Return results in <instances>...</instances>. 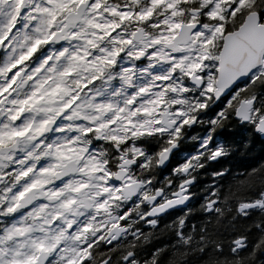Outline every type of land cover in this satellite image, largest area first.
<instances>
[{"label": "snow or ice", "instance_id": "6c2138e0", "mask_svg": "<svg viewBox=\"0 0 264 264\" xmlns=\"http://www.w3.org/2000/svg\"><path fill=\"white\" fill-rule=\"evenodd\" d=\"M249 138L264 0H0V264H264V155H226Z\"/></svg>", "mask_w": 264, "mask_h": 264}, {"label": "clouds", "instance_id": "9594fccd", "mask_svg": "<svg viewBox=\"0 0 264 264\" xmlns=\"http://www.w3.org/2000/svg\"><path fill=\"white\" fill-rule=\"evenodd\" d=\"M234 129V125H230L228 127V131H233ZM192 129H189V131H191ZM202 129L199 128V124L198 127L195 131H192V134L189 136L188 133L185 136L184 139V143H191L194 142L195 138L198 137L199 131H201ZM71 133L65 132L64 135H70ZM58 135V133H56L55 129H52L51 131V136L54 138ZM252 142L251 138H249L246 141H243L242 143L239 144H233L230 146L229 151L226 153V155L229 157L230 160L232 159H241L245 156H250L251 153H247L245 151L246 146L248 144H250ZM135 143V140H133V144ZM85 146L86 147H91L93 151L98 152L101 154L102 158H108L111 157L113 158V163L116 162L115 160V156L120 155V154H124L127 155L129 159L132 158L131 156V147L132 145H128L127 150L125 149H118L116 145L111 144L107 141L104 140H100V141H96L95 137H90V138H85ZM115 150V151H114ZM160 167L162 166H153L151 169H139L136 168L133 170V172L138 175V176H142L145 172H149V179L152 180L153 182H155L157 184V186H161L163 185L164 187H167L171 182H172V176L174 174H170V173H166L161 177V172H160ZM238 171L243 172V169H239ZM130 174H133L132 172H130ZM204 174H200L199 178H202ZM193 180L197 179V177L193 176L192 177ZM199 210V206H197V211ZM133 211L136 212L137 216H140L143 214V209L140 208H135V206L133 205ZM138 222V221H134ZM170 225L175 227V222L172 221L170 222ZM170 230V229H169ZM147 232H152L153 235L152 236H148ZM167 232L164 231H159V230H155L154 228L149 229L148 231H146L145 233V239L141 241V243H150L152 240H157L160 237H166L167 236Z\"/></svg>", "mask_w": 264, "mask_h": 264}, {"label": "trees", "instance_id": "16d2710c", "mask_svg": "<svg viewBox=\"0 0 264 264\" xmlns=\"http://www.w3.org/2000/svg\"><path fill=\"white\" fill-rule=\"evenodd\" d=\"M196 129H192V131H195ZM192 131L190 132V133H188V135L190 136L191 134H192ZM194 142H191V143H184L183 145H181V147L183 148V147H185V150L187 149V148H189L190 147V145L191 144H193ZM245 151L247 152V153H251V155H253V156H259V155H264V140H260V139H257V140H254V141H252L250 144H248L247 146H246V149H245ZM248 156H245V157H243V158H241V159H244V158H247ZM241 163H242V161H241ZM232 165H230V167H231ZM240 169H242V168H240ZM167 172V171H166ZM166 172H164V173H166ZM198 184L199 185H204V184H208V183H210V178H209V176H207V175H203V177L202 178H198ZM196 203H199V198H197V201H196ZM176 215H179V211L177 212H172V213H170L169 215H168V218H166L167 220L164 222H162L161 224H159V226H161V227H163L165 224H167V223H170L174 218H175V216ZM145 231H147L146 229H145ZM164 239V237H160L159 239H157L156 241H161V240H163ZM152 242H154V241H151L150 243H152Z\"/></svg>", "mask_w": 264, "mask_h": 264}, {"label": "flooded vegetation", "instance_id": "af4514ba", "mask_svg": "<svg viewBox=\"0 0 264 264\" xmlns=\"http://www.w3.org/2000/svg\"><path fill=\"white\" fill-rule=\"evenodd\" d=\"M191 131H192V130H191ZM191 131H189L188 133H190ZM166 171H167V170H165L164 172H166ZM164 172L161 173V177H162L164 174L167 173V172H166V173H164ZM176 211L178 212L179 210L171 211V212L166 213L165 215H162L161 218H160L159 221H158V225L161 224L163 221L165 222V221L167 220L166 218H168V215H169L170 213H172V212H176ZM145 229L148 231V230L151 229V228H150V227H146Z\"/></svg>", "mask_w": 264, "mask_h": 264}, {"label": "water", "instance_id": "95a60500", "mask_svg": "<svg viewBox=\"0 0 264 264\" xmlns=\"http://www.w3.org/2000/svg\"><path fill=\"white\" fill-rule=\"evenodd\" d=\"M169 212H171V211H169Z\"/></svg>", "mask_w": 264, "mask_h": 264}]
</instances>
